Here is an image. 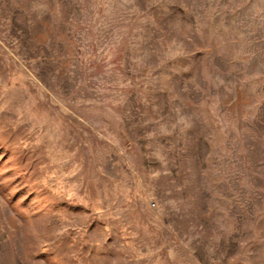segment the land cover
<instances>
[{
	"label": "rangeland",
	"instance_id": "374dc122",
	"mask_svg": "<svg viewBox=\"0 0 264 264\" xmlns=\"http://www.w3.org/2000/svg\"><path fill=\"white\" fill-rule=\"evenodd\" d=\"M0 264H264V0H0Z\"/></svg>",
	"mask_w": 264,
	"mask_h": 264
}]
</instances>
